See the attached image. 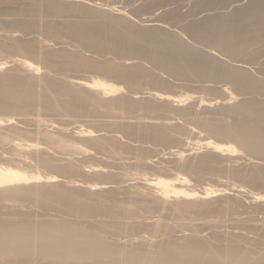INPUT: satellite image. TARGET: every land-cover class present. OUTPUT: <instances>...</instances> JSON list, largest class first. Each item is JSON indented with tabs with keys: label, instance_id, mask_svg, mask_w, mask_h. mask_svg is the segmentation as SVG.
I'll use <instances>...</instances> for the list:
<instances>
[{
	"label": "bare ground",
	"instance_id": "6f19581e",
	"mask_svg": "<svg viewBox=\"0 0 264 264\" xmlns=\"http://www.w3.org/2000/svg\"><path fill=\"white\" fill-rule=\"evenodd\" d=\"M6 1L9 2L8 0H0L1 3ZM80 1L81 0H71L69 3H66L62 0H27L28 7L21 6L16 9L14 8L13 10L15 13L21 16L20 19H18V17L16 19L14 18V20H4L0 21V24L2 27L6 28L17 26L24 29V31L36 29L39 25H41V28L43 27L45 32L49 33L53 37H59L62 39V36L64 37L65 35L66 37L67 34L68 37V35H70L69 37H72L73 41L76 40L78 43L91 48L93 51H98L101 53L103 51H106L107 53L108 51H111L110 53L120 56L130 54L132 56L138 55L136 57H146L157 67L165 69L167 70L166 72L169 71L170 74L172 73V75L174 74L177 77H190L193 79L196 78V80L198 78L202 79L206 77L210 79H225L233 82L239 89H246L249 87L253 90L260 92L262 91L264 93V81H259L257 77L247 74L244 69L239 68L240 66H229L226 65V63L224 64L223 62L219 61L211 54L205 55L202 52L196 50L197 48L195 49L192 46L186 44L185 41L183 42L182 40L177 39V37L172 35L173 33L168 34V32H162L160 29H157V27L137 26L130 23L129 20L123 16V14L112 15L111 13H107V11H97L93 7L86 5L87 3L84 4L85 2L82 1L83 3H81ZM207 1L209 2L210 6H213L216 5V3L220 0ZM234 1L239 2L240 0ZM63 13H80L83 15V19L81 18V21L58 20V18ZM42 14L56 17V19L42 21L40 18ZM80 17L81 16L78 18ZM191 27L193 31L196 32L197 36L205 38L207 44L210 43L213 47H217L216 49L221 48L228 54L231 53V56L233 55L232 53L239 54L240 50H245L254 44L259 45L260 42H262L261 39L264 40V0H251L249 3L238 6L237 9H235L232 13H226L222 15L218 14V16L213 17L206 16L204 19L197 21ZM12 41L13 42L10 43L7 40H4V38L1 39L0 37V53L3 54V52H8L6 54H9V52L16 53V51L23 53L25 59H22V62L20 60V64L26 67L29 70L28 72H31V74H23V71L21 72L19 68L15 69L13 67L14 69H10L8 63L9 61H0V112L27 115L29 112H32L31 110L35 107V104L40 105L42 109L47 111L58 113L65 112L67 116H69V114L78 113H81V115L85 113V115H87L89 112L92 115V112H101L103 105H110L116 108H127V110L130 111L141 109L142 111L146 110V112L150 110L172 112L173 103L181 104L186 101V99H188V101L190 99V95L185 96V93L183 95H172L170 92L167 93L159 90L151 93V99L149 97L147 99H136L123 95L116 97V93H119L124 89V87L104 78L102 79V77H94L88 81H72V83H78L75 85H79V87H75L73 84L68 83V81L64 82L53 77L52 75L41 73L42 71L40 70L42 69V65H45V67L48 66L50 68H58V66H61L62 69L63 67H66V69L67 67H79L81 69L89 68L97 70L100 74H104L103 76L108 75V77L111 76L112 78H115V80L117 78L118 81L121 80V82H125V85L129 86L128 84H130V86L133 85V87L141 86V83L143 81L145 83L147 78H149L151 81L149 83H153V86L155 85L159 88H163L164 90L172 89L170 87H173V83L159 79L155 73L154 76L156 77H153L150 75L152 73H149V70L143 67V65H135L134 63L130 65L128 63H123L122 65V63L115 64V61L114 63L112 61V63L110 61L108 62V60L99 61L93 59V57H85L79 52H69L64 49L54 50L48 48L45 51H38L34 46V43L25 40V38H15V36ZM33 59L38 62L35 63ZM36 83L42 85L43 88L38 89L36 87ZM113 95L115 97H112ZM233 96V94L230 97L228 96L226 101H231L232 98H234ZM190 97L193 96L191 95ZM201 101L203 102V100ZM232 102L230 103L232 104ZM204 104L207 107H211L213 105V101H205ZM229 104H227L228 106L223 105L220 109L222 110V115L223 112L225 113L223 116L227 117L229 115L235 117L234 121L228 122L204 119L200 122L202 128L210 134H215L218 137L226 138L229 141L227 143H223V141H214L210 137H203L199 139V144L197 143L198 145H201L199 147L203 146L212 149L213 152L235 154V156L239 152H247L254 155H264V101L248 99L238 102L235 105L230 106ZM186 108L188 107L185 106V109ZM185 109L183 108L180 111L185 113L187 112ZM6 115L5 117L0 116V148L3 149L4 147V149H1L0 151V159L5 158V160L14 163L17 161V165L14 163L12 165H10L11 163L5 164L8 161L4 162L3 160L2 161L4 163H2V161L0 162V213L2 212L8 214L7 211L3 212L5 210H2L6 209L4 208L6 207V204L8 205L14 203L17 206L14 207L16 209L12 207L14 211L13 214L9 213L10 217H6L7 215L5 214V216L0 214V264H264V252L255 253L254 250L256 251V249L250 245L249 239L244 235H233L234 237L231 238H229L230 236L226 235L228 237L227 238L222 236V233L219 234L217 231H215L211 237L200 236L197 234L175 239L176 236L174 237L172 235L173 238H169V236H167L168 238L166 240L159 241L155 238L157 236L159 237L158 232H163L167 225H164L166 222L162 223L160 220L156 221V223L154 222L155 224L153 223L154 232H151L158 234L154 235V240L153 238H148V236L144 234L143 237L139 235L140 237H137L136 239H140H135V242L134 240H130L131 238L129 239L131 242L128 241V239L126 240L128 242L125 240L123 242L121 239L120 242L123 243L114 241L115 238L107 239L106 235L108 234L106 233L109 231L111 232V230L112 232L114 230L113 233H115V231L117 233V231L123 232L124 229L128 228L131 230L130 232L133 233V231L136 229L141 230L146 227L147 224H145L146 222L142 221V219L139 221L136 218L137 221L135 220L132 222L130 219L127 221L128 223H131L122 224L123 221L120 219V217L124 218L126 215H131L130 218L133 219L134 216L132 217V215L138 214L142 211L152 213V211L155 210L158 205L160 206L162 202L158 204L157 200H153L155 199L153 198L150 200V202H145L143 206H139V204L134 203L136 206L129 207V204H126L128 203L127 200L126 203L124 202L126 206H128L126 208L124 207L125 204L124 206L122 205L124 199L123 201L120 200L122 197L120 195L123 194H119L118 187H116L117 190L111 188L106 191L109 186L105 181H103V175L101 176V181L103 182L98 181L94 183H87L85 185L81 184L82 187L84 186L83 188H80V185L78 186L76 181H72L73 183L77 184L78 187L76 188L68 185L71 181L68 184H65L64 180L62 182L59 176L61 174L69 175V173L74 172V166L72 165L73 162H69L70 164L68 162L63 163L61 160L60 161L62 163L60 161L58 162L56 160L57 158H54L55 156L52 157L51 154L49 155V146L53 144L54 147L59 148L60 150L61 148L65 149L67 148L66 146L72 145L71 147H73L75 150L77 148V150H81V152L84 151V153H88V148L83 147L85 144L78 145L80 143L73 142L75 143L73 146L71 142V144L68 143L69 140L66 141L68 138L64 140L65 138L62 139L61 136L59 137L55 135V133L51 134V132L49 130L46 131V129L44 131L37 130L38 134L41 133H39V131H42L41 135L43 134V139L49 144V146L47 145L48 147H45L43 145L44 143L39 141V139H37V141L31 139L32 137L27 138L29 134L24 136V134L28 133H25V130H22L24 131L22 133L21 130L19 131L20 128L18 131H12L13 128L8 129L7 125H13L12 123H15L16 118ZM238 116H242V118H239ZM36 119L38 121L39 118H35V122ZM33 120L34 119H32V121ZM166 125H168V123ZM119 127L123 133H128L127 135L130 137L131 135L132 137L135 136V138L137 137L136 139H138V137H142L141 139L145 137V139L147 138L149 140L152 139L153 141H160V143H172L175 141V136L171 134L168 126L165 125H150L142 122H132L120 123L117 128ZM3 129H5V131ZM79 129V132L76 130L74 131H76L81 136L83 135V137H89V140H91V137L93 139V142L91 141V143L99 148H102L103 153L106 155L109 154L107 155L109 158L120 160L121 157H115V155H119L117 153H121L118 152L119 145H117V141L115 142L114 140H111L110 137H107L108 139L98 138L99 136L101 137V134H98L95 130L89 128ZM177 129L180 130L181 128L177 126ZM13 130H15V128ZM61 130L63 131V128H61ZM172 131L175 132V129ZM232 142H235V144ZM56 148L54 149L55 151ZM73 148H71V150H73ZM104 149L106 150L105 152ZM121 151H123V148ZM181 153L185 154L183 151H181ZM209 153L202 156L200 155V157L198 156L199 158H195L193 161H186L188 163L184 162L185 164L183 166L182 163V166L191 173H195V175H199L204 170H213L215 168L212 167V162L216 160L214 159L216 154L214 155ZM174 155L177 157V155H180V153H176ZM184 157L185 156H183V158ZM30 159H33L39 167H43L48 171L42 173L41 171H36V169H34L35 171H29V168V170L26 169L27 167L23 168V165L33 167V160L30 161ZM139 159L140 161L137 163L135 162L137 165H135V168L138 166L141 167V165H144L145 162L148 161L145 160L144 162L141 160V158ZM19 163H21L22 166ZM120 163L124 166L123 168H128L132 165L130 161L124 160ZM135 163H133V166ZM146 163L149 164L150 162ZM99 166L100 165H97L92 168L100 175L103 173V171H105V169ZM76 169L77 168H75V170ZM138 170H136L137 172H131V169H129L128 171H124L126 174H123L133 176V179L138 181V186L135 189H138V187L141 186L146 189L148 188L150 190H154L157 193V196L164 200H161L164 202V205L166 204L165 202L168 203V201V204H170V200L172 198L176 199L174 202L172 200L173 203H171L169 206L172 207V212L177 214L179 218L181 217L183 219V217H185V220H188V215L192 216L191 211L196 212V214H203L204 217L205 214L208 213H214V215H212L217 216L223 211L224 205L213 207L210 205V202H206L204 200H207L211 197L224 195L227 192L226 189L207 188L204 192L198 193L195 191H190L188 187V189L186 188V185L189 184V179L188 177L182 175L183 173H178L174 176H164L160 175L161 173H153L149 175L144 171L138 172ZM217 170H220V168ZM75 172H77V170ZM78 172H80L79 169ZM108 173L111 172H107V174ZM231 174L234 179L240 181L241 183L244 181L250 183L253 182L256 184L264 183V165L262 164L252 169V174L250 172L248 173L249 175H247L245 170H241L239 168L234 169ZM112 176L115 175L113 174ZM112 178H110L111 181ZM140 190L136 191L140 192ZM104 191H106L105 194ZM120 191L124 192V190ZM126 191L127 189L125 190V194L127 193ZM128 194L125 197L123 195V197L127 199V197L130 195ZM159 197L157 198L159 199ZM253 197L255 200H264L263 194H255ZM28 202H34L35 204L39 203V205L42 204V210L45 208L48 210V207L50 210L51 207L53 210L55 208L56 211L58 209V212L60 213L77 216L78 220L79 217L84 220H73V218L70 219L66 215V217H62V215H60L61 218H59L58 216L55 217L54 215H46L47 213L45 216H42V212H39V214L41 213L40 218L39 216L36 217V215L35 218L33 217L34 212L30 214V212L27 210L29 205L31 206L35 204H29ZM26 203L29 204L27 206L28 208L26 207L27 209H25ZM9 207L11 206L9 205ZM164 207L161 208H164L165 210L168 208L167 206ZM47 210L45 211L47 212ZM37 212L38 211H36V214ZM189 212L191 215L188 214ZM119 214H121L120 217ZM1 215L4 217H1ZM117 215L119 218L117 217L115 219ZM95 216L101 218L105 217L106 219L102 218V220H96L93 218ZM207 216H209V214ZM109 218L114 219L111 220ZM117 219L122 222L120 223V221ZM181 221L183 222V220ZM180 225L182 226L181 222ZM170 227L172 228V226H168L169 231L172 230ZM168 230L164 231L168 232ZM260 233V236L262 235L264 238V232ZM199 234L201 233L199 232ZM148 235H151V233ZM166 235L168 234L166 233ZM261 241L259 243H261Z\"/></svg>",
	"mask_w": 264,
	"mask_h": 264
},
{
	"label": "rangeland",
	"instance_id": "374dc122",
	"mask_svg": "<svg viewBox=\"0 0 264 264\" xmlns=\"http://www.w3.org/2000/svg\"><path fill=\"white\" fill-rule=\"evenodd\" d=\"M8 1L9 2L6 1L7 3L6 2H4V3L0 2V21L14 20V18L16 19L18 17H19L18 19H20L21 16L18 15L17 13H15L13 10H14V8L16 9L18 7H21V6L22 7H28L27 0H8ZM62 1L69 3L71 0H62ZM82 1L85 2L84 4L87 3L86 5L93 7L97 11H102V12L107 11V13H109V14L111 13L112 15H122L123 14V16H125V18H127L130 23L135 24L137 26L139 25L140 27H143V26L144 27H157V29H160V31H162V32H166V33L168 32V34L173 33L172 35L177 37V39H180L183 42L185 41L186 44L192 46L195 49L197 48L196 50L202 52L203 54H205V55L211 54L213 57H215L219 61L223 62L224 64L226 63V65H229V66H233V67H239L240 66L239 68L244 69L247 72V74H249L253 77H257L259 79V81H264V76H263L264 75V48H263L264 47V40L263 39H261L262 42H260L259 45L258 44L251 45L248 48H246L245 50H240L239 54L238 53L237 54L232 53L233 55L231 56L230 55L231 53L228 54L227 52H225V50H223L221 48L216 49L217 47H213L210 43L207 44V41L205 40V38L197 36L196 32L193 31V29L191 27L197 21L204 19L206 16L207 17H213V16H218V14L222 15V14H226V13H232V12H234L235 9H237L238 6L249 3L251 0H242V2H241V0L239 2L234 1V0H231V1L230 0L229 1L224 0L225 1L224 2L223 0H220L216 3V5H213V6L212 5L210 6L209 2L207 0H159V1L158 0L157 1H155V0H81L80 2L83 3ZM230 2H232V3H230ZM9 8L12 11H10ZM11 8H13V9H11ZM117 11L118 12L120 11V12L118 13ZM78 15L81 17L78 18L79 17ZM40 18L42 21H46L48 19H56V17H51L47 14H42V16ZM81 18L83 19V15L80 13H63L58 18V20H60V21H66V20L67 21H70V20L79 21L80 20L81 21L82 20ZM11 28L14 30H12ZM29 31L28 30L24 31V29L19 28L17 26H11V27L6 28V27H2L0 24V37H1V39L4 38V40H7L10 43L13 42L12 40L15 36V38L16 37L22 38V39L25 38V40L34 43L35 44L34 46L36 47V49L38 51H45L48 48L54 49V50L64 49V50L69 51V52H73V51L79 52L80 54L84 55L85 57H88V58L93 57V59H96L99 61H102V60L107 61L108 60V62L112 61L113 63L115 61V64H117V63L121 64L122 63V65H123V63H128L129 65L133 64V63L135 65L136 64L137 65L138 64L143 65V67H145L147 70H149V73H152L150 75H152L153 77H156V76H154L156 74L159 79L166 80L170 83H173L174 88L170 87L172 89H165L164 90L163 88H159L155 85L153 86L152 85L153 83H149V82H151L149 80V78H147L148 81L145 79L147 81V83H146V81H145V83L143 81L141 83V86H138V87L134 86L133 87V85L130 86V84H128L129 86H127V85H125L126 84L125 82H123V81L121 82V80L118 81L117 78L115 80V78H112L111 76L108 77V75L103 76L104 74H102V73L100 74L97 70H93V69H89V68H85V69L82 68L81 69L79 67H75V68L67 67V69H66V67H63V69H62L61 66H60L61 68L59 66H58V68L57 67L50 68V67L46 66L47 67L46 68L45 65L41 64L42 65V67L40 66L42 68L40 70V71H42L41 73L52 75L53 77H55L61 81H64V82L68 81V83L73 84L75 87H79V85L77 86L75 84H78L76 82H79L81 80L82 81H88L94 77L95 78H101L102 77V79L104 78L106 80H109L113 83H117V84L122 85L124 87L123 90H121L119 93H116L117 95L115 94L116 97L123 95V96H127V97H133L136 99H138V98L139 99L140 98L141 99H143V98L147 99L148 97L151 99V93H153L156 90L164 91L167 93L170 92L172 95H183L185 93V96H189V95L193 96V97L189 96V98H190L189 101H188V99H186V101H184L181 104L173 103V110H175V111L172 110V112H160V111H154V110H150V111L146 112V110L142 111L141 109H135L136 111L135 110L130 111V110H127V108H116V107H113L110 105H103V109L101 112H92L93 113L92 115L90 114V112H89V114H87L88 113L87 112L86 113L87 115H85V113L82 115H81V113H78L80 115L69 114V116H67V114L65 112L64 113L63 112L58 113V112H51V111L44 110L38 104H35V107L31 110L32 112H29V114H27V115L26 114L22 115V114H15V113L0 112V116H2V117H5V115L7 114V115H10V116L16 118L15 123L14 122L12 123L13 125H11V124L7 125L8 129H12V128L14 129L15 128V130L12 129V131H18L19 128H20L19 131L25 130V133L26 132H28V133L24 134V136L25 135L27 136V134H29V136H27V138L32 137L31 139H33V140L39 139V141L44 143L43 145L45 147H48L49 144L47 142H45V140L43 139V134L41 135L42 131H39V133L40 132L41 133L38 134L37 130H43L44 131L46 129V131L49 130L51 132V134L55 133V135H57L59 137L61 136L62 139L65 138L64 140H66L68 138L66 141L69 140L68 143L69 144L72 143L73 146L76 142L80 143L78 145H84L85 144L83 147L88 148V150H89L88 153L87 152L84 153V151L81 152V150L79 151V150H77V148L75 150L73 147H71L72 145L66 146L67 148L64 147L65 149L61 148L60 150H59V148L54 147L53 144H51L53 146H51V145L49 146V148H50L49 149L50 151H48L49 155L51 154L52 157L55 156L54 158L55 159L57 158L56 160L58 162L60 160L63 163H67V162L72 163L73 162V164H72L74 166L73 171L75 172L77 170V172H75V174H74V172L69 173V175L68 174H61V175L59 174L60 175L59 177L61 178L62 182L64 180L65 184H68L71 181L70 183H72L73 185L69 183L68 184L69 186L71 185V187L73 186V188H76L80 185L79 187L81 188L82 185H85L87 183L105 181L107 183V185L109 186V188H107L106 191L111 189V188L117 190L116 187H118L119 194H123L124 197L128 193L130 194V195L128 194L129 195L128 197H130V198L127 197V199L124 198L123 195H120L123 197V198L121 197L120 200L123 201V199H124V201L122 203L123 206L127 202V200H128V203H126V204L127 205L129 204V207L136 206V204H139V206H143L145 202L146 203L150 202V200H152L153 198H155L153 200H157L158 204H160L162 202L160 204V206L158 205V207L152 211V213L142 211L138 214L132 215V217L134 216L133 219L130 218L131 215L127 216L125 214L126 216L122 215V216H124V218H122V217H120L121 214H119L120 219L123 221L122 224H124V223L127 224L128 223L127 220H130V219H131L130 220L131 222L135 221V220L137 221V219L139 221H141V219H142V221L146 222L145 224L148 225V227H147V225H146V227H144L145 231H144V228L141 230L136 229L133 231V233H135V234H133L132 232H130L131 230L128 228L124 229L123 232L117 231V233H116V231H115V233H113L114 230H113V232L111 230V232L109 231L106 233V234H108V235H106L107 239L115 238L114 241H117V242H120L121 239L123 242H124V240L126 241L128 239V241L134 240V242H135V239L137 237H140V236L143 237V234H144V235H147L148 238H150V239L153 238V240H154V238H155L154 235H156L157 233H152L151 231L154 232L153 226L156 223V221L160 220V222L162 221V223L166 222L164 225L167 224L166 225L167 229L165 228L164 230H168L169 225L172 226V228L170 227V229H172V230H170V231L168 230V232H170V233H168L167 231H164V230H163V232H160V233L158 232L159 237L157 236L158 238L156 237L155 239H157L159 241L160 240H166L168 238L167 236H169V238H171V237L173 238V236L174 237L176 236L175 239H179V238H182L185 236L197 235V234L200 236L211 237L214 234V232L217 231V233H219V234L222 233L221 234L222 236H225V237L230 236L229 238L237 236V235H244L245 237H247L249 239L250 245H252L256 249V251H258V252H256L254 250L255 253L264 252V238L262 237V235L260 236V234H261L260 232H262V233L264 232V229H263L264 228V200H255L253 197L255 194H263L264 195V183L256 184V183H253V182L250 183L247 181H244L241 183L240 181L234 179V177H232V174H231L232 171L234 169H237V168H239L241 170L242 169L245 170L247 172V175H249L248 173H250V172L252 174V169L256 168V166H259L261 164L264 165V155H254V154H250L247 152H239V153H243V154L237 153V155L235 156V154L213 152V150L210 148L203 147V146L199 147L201 145H198L199 139H201L203 137H210L214 141H223V143H227L229 140H227L226 138L218 137L215 134H210L209 132L204 130L202 128L200 122L204 119H208V120L213 119L215 121L217 120V121H228V122L231 121L232 122L235 120V117L229 116V115L227 117L223 116V115H225V113L223 112V115H222V110L220 108L223 105L228 106L227 104H229L232 101H233L232 104L231 103L229 104L230 106L235 105L238 102L248 100V99L249 100H261V101L263 100L264 101V93L262 91L261 92L256 91V90H253L252 88H249V87L246 89H239L236 87V85L233 82H231L229 80H225V79L223 80V79H212L211 78L212 79L211 80L210 78L206 77V78H202V79L198 78L196 80V78L193 79L190 77H184V78L183 77L181 78V76L177 77L174 74L172 75V73L170 74L169 71L166 72L167 70L161 69L160 67H157L155 64H153L152 61L148 60V58H146V57H141V56L136 57L138 55L132 56L130 54H128L129 56L128 55L120 56V55H116L114 53L113 54L110 53L111 51L110 52L108 51V53L106 51H103L102 53L98 52V51H93L91 48L78 43L76 40L73 41L72 37H69L70 35H68V37H67V34H66V37L64 35V37L62 36V39L59 37L55 38L52 35H50L49 33H46L45 30L43 29V27L41 28V25H39L36 29L29 30ZM12 35H14V36H12ZM10 36H12V37H10ZM263 37H264V35H263ZM66 48H69V49H66ZM213 48H215V49H213ZM6 53H8V52H3V54L0 53V61H9L8 63H9L10 69L11 68L12 69H14V68L18 69L19 68V70L21 72L23 71L22 72L23 74H27V75L31 74V72H28L29 70L26 67H24L20 64V60L22 62V59L23 60L25 59V56L23 53H20L17 51H16V53L15 52H9V54H6ZM225 53H227V54H225ZM119 56H120V58H119ZM31 61H32V59H31ZM33 61L35 63L38 62L35 59H33ZM125 65H127V64H125ZM56 69H58V70H56ZM86 69H87V71H86ZM250 69H251V71H250ZM64 70H65V72H64ZM112 79H114V80H112ZM72 81H76V82L72 83ZM36 87L38 89L43 88L42 85H39L38 83H36ZM232 94L234 95L233 96L234 98H232L231 101H226V98L228 96L229 97L232 96ZM112 97H115V96L113 95ZM201 100H203V102ZM209 100L213 101V105L211 107H207L204 104L205 101H209ZM185 102H187V103H185ZM185 106L188 108L185 109ZM179 107H180V109H179ZM183 108L185 109V111L187 110V112L182 113L180 110ZM95 113H97V114H95ZM238 117L242 118V116H238ZM35 118H39L38 121L36 119V122H35ZM137 118H138V120H137ZM32 119H34V120L32 121ZM86 121H88V122H86ZM117 122H118V124H117ZM132 122H134V123L135 122L136 123L142 122V123H147L150 125L155 124V125L168 126V129L170 130L171 134L175 136V137L173 136L175 141H173L172 143L171 142L170 143L169 142H164V143L161 142L160 143V141H155V140L153 141L152 139L149 140L147 138L145 139V137L143 139H141L142 137H138V139H136L137 137L135 138V136H133L134 137L133 138L132 135L130 137L127 135L128 133H126V132L123 133V131L120 130L121 129L120 127L117 128L120 123H132ZM167 123H168V125H166ZM173 124H174V126H173ZM175 124H177V125H175ZM15 125H16V127H15ZM75 125H77V126H75ZM170 126H172V127H170ZM177 126H179L181 129L178 130ZM42 128H44V129H42ZM61 128H63V131L61 130ZM79 128H81V129L82 128L83 129L89 128V129L95 130L96 133L101 134V137L99 136L98 138L108 139L107 137H110L111 140H114L115 142L117 141L116 143H117V145H119L118 146L119 147L118 152H121V153H117L119 155H117V156L115 155V157H119V158L121 157L120 158L121 161H123V160L124 161H130V163H132L131 167L123 168L124 166L120 163L121 161L119 159L116 160L113 158L112 159L109 158L107 156L109 154L106 155L105 153H103L102 148H99L96 145H94L93 143H91V141L93 140L91 137H90L91 140H89V137H83V135L81 136L80 134H78L76 131H78V130L80 131ZM174 129H175V132L172 131ZM3 130L5 131V129H3ZM74 130H76V131H74ZM23 132L24 131H22V133ZM59 133H61V134H59ZM181 133H182V135H181ZM179 135H180V137L181 136L182 137L180 138ZM39 136H40V138H39ZM57 136H55V137H57ZM73 142H75V143H73ZM232 143L235 144V142H232ZM87 145H88V147H87ZM127 145H128V147H127ZM120 146H121V148H120ZM55 148H56V151L54 150ZM71 148H73V150H71ZM122 148H123V151H121ZM1 149L2 148H0V151H1ZM3 149H4V147H3ZM66 149L67 150L69 149L71 151H69V150L67 151ZM101 149H102V151H101ZM57 151H58V153H57ZM105 151L106 150L104 149V152ZM172 151H173V153H172ZM181 151H183L185 154H182ZM50 152H52L54 154H52ZM176 153H178V154L180 153V155H177V157H176V155H174ZM207 153H209V154L212 153L214 155L216 154L215 158H214L216 160H214L212 162V167L215 169L208 170V171L204 170L199 175L198 174L195 175V173L193 174V172L191 173L189 170H187L183 167L184 164L190 162V160L193 161V160H195V158L196 159L199 158L200 155L202 156V155L207 154ZM183 156H185V157L183 158ZM107 158H108V160H107ZM127 158H129V159H127ZM139 158H141V160L144 162H145V160H148L146 162H150L149 163L150 165L145 162V164L141 165V167L138 166L140 168H138V167L135 168L136 163L138 161H140ZM109 159H110V161H109ZM2 160L4 162L8 161V160H5V158L4 159L1 158L0 162ZM32 160L33 159H30V161H32ZM149 160H151V161H149ZM3 161H2V163H4ZM158 161H159V164H158ZM186 161H188V162H186ZM32 162L34 163V164L31 163L33 165V167L32 166L28 167L25 165L22 166L21 163H19V164L23 168L27 167L26 168L27 170L30 169L29 171H35L34 169H36V171L37 170L41 171L42 173H45L48 171L47 169H45L43 167H39L36 164V162H34V160ZM229 162H230V164H229ZM7 163L8 164L11 163L10 165H12L14 162L8 161L5 164H7ZM16 163H17V161H15L14 164L17 165ZM133 163H135L134 166H133ZM182 163H183V166H182ZM253 163H257L258 165L253 164ZM97 165H100L103 169H105V171H103V173L100 175L98 174L97 171H94V169L92 168V167H95ZM147 165H149V166H147ZM229 165H230V167H229ZM159 166H160V168H159ZM234 166H235V168H234ZM180 167H181V169H180ZM75 168H77V169L75 170ZM166 168L169 170H167ZM182 168H183V170H182ZM219 168H220V170H217ZM31 169H33V170H31ZM78 169L80 172H78ZM106 169H107V171H106ZM129 169H131V172H135L136 170L139 169L138 172L144 171L145 173H148L149 175L153 174V173L154 174L155 173L156 174L161 173L160 175H164V176H172V175L174 176L178 173H183L182 175L188 177V179H189V182H188L189 184L186 185V188L188 187L190 189V191H195L198 193L204 192L207 188L226 189L227 192L224 195H219L216 197L208 198L207 199L208 201L204 200L206 202H210L211 204L210 203L209 204L213 207H217L219 205H224L223 211L220 212L217 216H213L214 213H208L209 216H207L208 214H205V217L203 214H199V213L196 214V212L191 211L192 216L188 215V218H187L188 220H185L186 219L185 217H183V219L181 217L179 218V216H177V214L172 212L173 211L172 207L169 206L176 199L172 198L170 200V204H168L169 203V201H168V203L165 202L167 205L166 204L164 205L163 204L164 200L162 198H160L159 196H157V193L154 190H150L148 188L146 189V188H143L141 186H139L138 189H135L138 186V181L136 179H133V176L129 175L130 176L129 177L128 175L123 174V173L126 174V172H124V171H128ZM229 170H232V171H229ZM107 172H111V173H108L109 176H108ZM170 173H171V175H170ZM113 174L116 177L112 176ZM64 175H65V178H64ZM67 175H68V177H67ZM101 176L104 179V180L102 179L103 181H101ZM125 176H128V177H125ZM112 177H114V178H112ZM110 178H112V181ZM72 181L73 182L76 181L78 186L76 183H73ZM245 182H247V183H245ZM75 184H76V186H75ZM240 185H242V186H240ZM119 189L124 190V192L120 191ZM126 189H127V191H126L127 193L125 194ZM130 189H131V191H130ZM142 189H144V190H142ZM136 190H140V192L136 191ZM106 191H104V194ZM138 193H139V195H138ZM149 194H150V196H149ZM120 196H119V198H120ZM157 197H159L160 200ZM130 199H131L132 203L130 202ZM147 199H149V200H147ZM133 200H134V202H133ZM161 200H163V201H161ZM172 200H173V202H172ZM139 201H141V202H139ZM200 201H203V200H200ZM8 203H10V202H8ZM28 203L25 204V209L28 208L27 206L31 202L29 204ZM33 203L34 202H32L31 204H33ZM134 203H136V204L134 205ZM126 204L124 207L127 208L128 206H126ZM130 204H133V205H130ZM9 205L11 207H9ZM35 205H37V206H35ZM35 205H31V206L29 205V208L27 209L30 212V214L34 212L33 213L34 215L32 214L33 217H35V215H36V217L39 216V218H40L41 213L39 214V212H42V216L43 215L45 216V214L47 213L46 215H49V216L54 215L55 217L58 216L59 218H61L60 215H62V217L68 216V218H70V219L73 218V220H78L77 216H72L70 214L60 213V212H58L59 211L58 209L56 211V209L54 208V210H55L54 211L51 207L49 210V207H48V210H47V208L42 210L43 209L42 204H40L41 207H40L39 203L35 204ZM16 206L17 205H15L14 203L8 204V205L6 204V207H4L6 209H2V210H5L3 212L7 211L8 214L2 213V212L0 214H2V215L5 214V215H7L6 217H10L9 213L13 214L14 209H16L14 207H16ZM164 206H167L168 208H166V210H165ZM161 207H164V208H161ZM31 209H33L34 211ZM45 210H47V212ZM169 210H171V211H169ZM36 211H38L37 214H36ZM48 212H49V214H48ZM142 213L143 214L146 213V214L143 215ZM191 213L189 212L188 214L191 215ZM2 215H1V217L5 216V215L4 216H2ZM161 215H163V216H161ZM97 216H99V215H97ZM97 216H95L93 218H95L96 220H102V218L103 219L105 218V217L101 218V217H97ZM100 216H103V215H100ZM117 217H118V215L115 217V219ZM80 219L81 218L79 217V220ZM109 219L113 220L114 218H109ZM81 220L83 221L84 219H81ZM117 220H119V219H117ZM117 220H115V221H117ZM178 220H180V221H178ZM181 220H183L184 223ZM122 221H120V223ZM125 221H127V222H125ZM131 222H129V223H131ZM177 222H178V225H177ZM180 222H181L182 226L180 225ZM204 222H206V223H204ZM183 226H185V227H183ZM147 228H149V229H147ZM146 230H149V231H146ZM196 230H198V231H196ZM124 231H125V233H124ZM119 232L124 233V234H120ZM199 232L201 234H199ZM234 232H235V234H234ZM150 233H151V235H148ZM166 233L168 235H166ZM152 236H154V237H152ZM138 239H140V238H138ZM138 239H136V240H138ZM261 239H262V241H261ZM259 240L261 241V243H259L260 242ZM111 241H113V240H111ZM128 241H126V242H128ZM123 242H120V243H123Z\"/></svg>",
	"mask_w": 264,
	"mask_h": 264
}]
</instances>
